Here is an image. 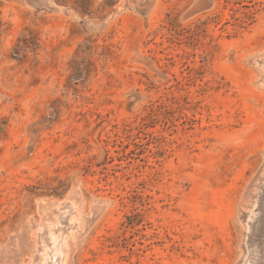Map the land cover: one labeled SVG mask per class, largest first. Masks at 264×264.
I'll list each match as a JSON object with an SVG mask.
<instances>
[{"label": "rangeland", "instance_id": "rangeland-1", "mask_svg": "<svg viewBox=\"0 0 264 264\" xmlns=\"http://www.w3.org/2000/svg\"><path fill=\"white\" fill-rule=\"evenodd\" d=\"M263 176L264 0H0V264H264Z\"/></svg>", "mask_w": 264, "mask_h": 264}, {"label": "bare ground", "instance_id": "bare-ground-1", "mask_svg": "<svg viewBox=\"0 0 264 264\" xmlns=\"http://www.w3.org/2000/svg\"><path fill=\"white\" fill-rule=\"evenodd\" d=\"M263 179H264V176H263ZM260 183H261V182H260ZM263 184H264V183H263ZM261 185H262V184H261ZM261 185H260V186H261ZM260 186H259V187H260ZM261 188H262V187H261ZM263 188H264V187H263ZM258 189H259V188H258ZM259 191H261V190H259ZM261 192H262V191H261ZM257 193H258V192H257ZM257 193H256V194H257ZM256 194H255V196H256ZM263 194H264V193H263ZM258 195H260V194L258 193ZM261 196H262V194H261ZM259 197H260V196H259ZM255 199H256V197H255ZM255 199H254V200H255ZM259 199H260V198H259ZM259 199H258V200H259ZM259 202H260V201H259ZM253 204H254V202H253ZM253 204H252V206H253ZM258 206H259V205H258ZM252 209H253V208H252ZM263 211H264V210H263ZM251 212H253V211H251ZM256 212H257V211H255V214H256ZM257 213H260V215H259V217L257 216L258 218H256V219H257L256 222L260 224V223L262 222V220H263V216H262V215H264V214H261V212H257ZM262 213H263V212H262ZM255 214H254V215H255ZM250 215H251V214H250ZM250 215H249V216H250ZM252 215H253V214H252ZM257 215H258V214H257ZM252 217H253V216H252ZM250 219H251V218H250ZM252 219L254 220V218H252ZM56 220H57V219H56ZM59 221H60V220L58 219V222H59ZM254 221H255V220H254ZM246 222H247V220H246ZM251 222H253V221H251ZM253 223H255V222H253ZM259 224H257V225H259ZM261 224H262V223H261ZM261 224H260V225H261ZM263 224H264V223H263ZM252 225H254V224H252ZM260 225H259V226H260ZM249 226H250V224H249ZM255 226H256V225H255ZM251 227H252V226H251ZM260 227H261V226H260ZM260 227H259V228H260ZM249 228H250V227H249ZM254 228H255V227H254ZM262 228H264V227H262ZM246 229H247V228L245 227V230H244V238H243V244H242V246H243V247H242L243 250H242V252H241L239 258L242 257L243 255H244L243 257H246V256H247V255H245V251H244V245H245L244 243H245V241H246V237H247V236H246ZM250 230H251V229H250ZM254 230H255V229H254ZM254 230H253V231H254ZM256 230H257V229H256ZM255 232H257V231H255ZM255 232H253V233H255ZM258 232H259V231H258ZM258 232H257V233H258ZM253 233H252V234H253ZM257 233H256V234H257ZM260 234H261V233H260ZM249 235H251V234H248V236H249ZM254 235H255V234H254ZM261 235H262V234H261ZM252 236H253V235H252ZM262 236H263V235H262ZM259 237H260V236H259ZM259 237H258V238H259ZM247 238H248V237H247ZM249 238H251V236H250ZM254 238H255V237H254ZM252 240H253V239H252ZM252 240L250 239L251 242L254 241V240H253V241H252ZM255 240H256V239H255ZM262 240H263V238H262ZM45 241H46V240H45ZM48 241H49V240H48ZM259 242H260V241H259ZM261 242H262V241H261ZM248 243H249V241H248ZM254 243H256V241H255ZM42 244H43V243H42ZM52 244H53V246H52L51 249L42 248V249H43V255H42V257H41L42 260H43L42 264H63V263H62V262H63L62 260H63V258H64L63 255H64L65 253L63 252L62 244H61L60 241H59L57 238H55L54 236H52ZM250 244H251V243H250ZM250 244H249V245H250ZM246 245H247V243H246ZM251 245H252V244H251ZM253 245H254V244H253ZM263 245H264V244H263ZM41 247H42V246H41ZM249 247H251V246H248L247 249H248ZM252 248H254V247H252ZM263 248H264V247H263ZM247 249H246V250H247ZM261 251H263V250H261ZM248 252H249V251H248ZM246 254H248V253H246ZM256 254H258V251H257ZM249 255H250V252H249ZM249 255H248V256H249ZM251 255H252V254H251ZM263 255H264V253H263ZM248 256H247V257H248ZM257 256H259V257L261 256V257H262V255H260V254L257 255ZM252 257H254V256H252ZM252 257H251V258H252ZM255 257H256V256H255ZM259 257H258V258H259ZM248 258H249V257H248ZM248 258H245V259L248 260ZM258 258H257V259H258ZM263 258H264V257H263ZM243 259H244V258H243ZM254 259H255V261H256V258H254ZM260 259H261V258H260ZM260 259H258V260H260ZM40 260H41V259H40ZM57 260H59L60 262H58ZM249 260H251V259H249ZM238 261H239V260H238ZM238 261H237V262H238ZM245 261H246V260H245ZM261 261L263 262L264 260H260V262H261ZM237 262H236V264H237ZM246 262H247V261H246ZM254 263H255V262H254ZM257 263H258V262H257ZM244 264H246V263L244 262ZM252 264H253V263H252ZM258 264H259V263H258Z\"/></svg>", "mask_w": 264, "mask_h": 264}]
</instances>
